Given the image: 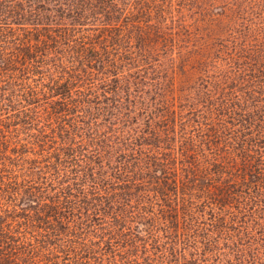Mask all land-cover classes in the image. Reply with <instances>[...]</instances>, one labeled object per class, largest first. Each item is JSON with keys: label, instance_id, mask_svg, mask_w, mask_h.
<instances>
[{"label": "trees", "instance_id": "trees-1", "mask_svg": "<svg viewBox=\"0 0 264 264\" xmlns=\"http://www.w3.org/2000/svg\"><path fill=\"white\" fill-rule=\"evenodd\" d=\"M173 3L0 0V264H45L39 260L43 251L64 264H101L107 252L118 249L120 236L129 242L140 233L126 220L135 214L133 199L145 196L153 205L166 197L188 199L194 205L196 172L205 174L207 191L219 190L198 202L209 211L198 223L211 228L223 222L220 231H225L218 236L209 229L206 240L217 243L218 236L228 242L227 230H242L253 241L237 245L234 240L237 262H247V250L253 259L264 254V49L255 40L243 39L238 47L234 36L226 43V81L213 91L206 79V100L187 111L193 117L190 138L203 135L210 161L202 163L205 152L192 149L181 152L188 158L178 167L173 146H143L151 145L142 142L148 134L172 138L168 115L160 119L162 134L153 127L143 136L123 130L141 111L148 124L154 121L150 110L138 105L148 86L157 96L165 91L167 79L156 57L174 38ZM160 106L167 109L164 102ZM122 108L130 120L123 119ZM182 115L177 123L185 122ZM214 166L221 170L219 186L210 170ZM148 167L167 171L141 176ZM180 169L188 175L178 174ZM188 186L191 194L184 198ZM225 208L230 212L224 216ZM162 226L157 221L144 231V247L157 238L154 245L161 248ZM92 231L106 233L97 247L88 246ZM177 250L172 252L180 262L187 253ZM204 255L205 264H220L213 259L221 251Z\"/></svg>", "mask_w": 264, "mask_h": 264}, {"label": "rangeland", "instance_id": "rangeland-1", "mask_svg": "<svg viewBox=\"0 0 264 264\" xmlns=\"http://www.w3.org/2000/svg\"><path fill=\"white\" fill-rule=\"evenodd\" d=\"M172 7L173 9L171 8L172 11L171 9L170 11L172 12L173 21L170 24V29L173 28L175 30L174 38L169 39L166 43L168 50L159 53L156 57V59L160 60L158 71L162 72L164 78L167 79L165 80V91L162 90L160 96H157V89L153 86H148L146 89L147 93L144 95L145 99L142 104L139 103L138 105L141 108L150 110L148 112L154 121L150 124L147 123L148 120L145 118L146 111H141L139 115H134L131 120L127 110L122 108L121 112L127 114L123 119L130 120L126 122L123 130L132 128L135 130L133 135L140 134L142 136L146 135L145 131H149L148 127H151L150 130L153 127L160 133L161 127L159 126L162 125L161 116L168 115L169 120L172 121L169 123L170 129L174 130L171 133L172 138L169 140H166L164 137L157 139L148 134L149 136H145L146 139L142 142L151 144L143 146L153 150H164L166 147L173 146L175 153L176 150L178 152L176 154L178 160H174V163L176 162L179 167L186 157L181 152L183 154L189 153L192 149H196L198 152L200 150L205 152L207 157L203 158L202 163L211 160V155L205 151V144L203 143V138H201L203 135L201 134L200 137L194 138V140L190 138L192 131H190L189 126L193 125L191 119L193 117L190 116L191 114L188 115L187 111L191 107L200 106L201 102L206 100L207 95L204 92L207 86L204 85L206 79L209 85H211L209 88L213 91L219 88L221 82L226 81V76L229 74L230 69L227 57V52L229 51L226 49L229 46L226 43H229L232 37H239L238 47H241L244 43L243 39H253L260 48L264 49V0H174ZM246 24L247 26H245ZM240 36L243 38H240ZM173 39L174 41H172ZM139 87L142 88V85L140 84ZM162 95H164L163 98ZM160 102L162 104L163 102L164 104L166 103L167 109H163L160 106ZM210 102L214 101L210 100ZM180 115L184 117L183 120L185 122L177 123L178 120L180 121ZM183 128L186 129L183 130ZM119 129H122V127L120 126ZM130 136L122 137L120 143L124 142L125 139H129ZM157 145L160 147H157ZM234 150L236 151V149ZM229 156L230 158L233 157L230 153L227 157ZM146 161L149 162L148 158H146ZM151 168H143L144 172L141 173V176L150 177L154 173L161 174V169L167 171L166 167H162L161 169H159L160 167ZM210 170L214 172V181L218 182L216 186H219L218 180L221 178V170H218L216 166L210 167ZM178 174L181 176L183 174L188 175L182 169L179 170ZM196 174L195 178L198 181H196L197 185L194 187V196L192 197L194 205L188 199L176 201V199L170 200L166 197L163 200L160 199L158 205L148 203L145 196L141 199H133L135 201L133 209L135 214H133V217L126 218V220L130 224H135L140 229V233L137 232L135 236L129 237V242H125L126 238L120 236L118 249L114 253L107 252V257L103 262L100 261L101 264H153L149 260L146 250H149V253L154 252L155 256L159 259L158 264H195L198 258L200 260L209 259L208 257H203L204 254H217L219 251H221V256L214 258L213 263L219 259L220 261L217 263L220 264H230L231 262L232 264H240L237 262V258L235 259L238 251L236 250V244L233 243L234 240L238 241L237 245L239 243L248 244L247 242L251 243L253 240L248 239L250 238L248 234L241 233L242 230H227L226 232L227 235H230V240L226 242L225 238H218V236L223 234L221 232H225L220 231L221 229L223 230V222H217L215 227L211 228L198 223V221H201V218L208 217L207 213L209 212H204V207L200 206L198 202L204 201V197H211L214 190V195L216 196L219 194V190L217 191V188H213V191L211 189L207 191L208 181L206 178H203L205 174L197 172ZM132 176L133 178H139L138 174ZM186 192L187 195L184 198H187L191 194L190 186L186 188ZM177 204H179L178 208ZM122 207L123 209L126 208L125 205ZM212 208L215 207L212 206ZM127 209L129 210V208ZM229 212V208H225L220 214L225 216ZM157 221L165 223V226H162L164 229L159 238L162 240V243H159L161 248H157L154 245L155 240H158L157 238L152 241L149 240L151 246L144 247L146 244L143 243V239H146L144 238L146 236L144 231L152 229V224ZM209 229L217 233L215 235L218 236H214L217 243L206 240V234H211ZM102 234L104 233H89L90 241L88 242V246L97 247L100 244L99 242H101L99 236H102ZM256 236L255 240H260L259 234H256ZM178 237L181 238V241L178 240ZM187 240H190V243ZM102 245L106 248L105 244ZM176 246L178 247L177 252H181L183 248L186 249L187 254L180 259V262L175 261L176 252H172L173 247ZM115 253L118 255H115ZM138 258L140 259L139 262L137 261ZM245 258L247 262L244 264H264V254H259L253 259V251L247 250ZM60 259H57L54 253L48 254L44 251L39 257V260L45 262V264H48L50 261L52 264L54 262L64 264L63 260ZM205 262L207 261L205 260L204 263H201L205 264Z\"/></svg>", "mask_w": 264, "mask_h": 264}]
</instances>
